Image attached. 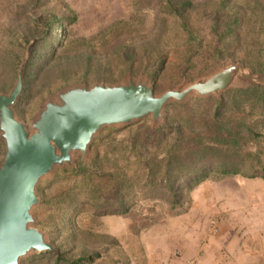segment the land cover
<instances>
[{"label": "rangeland", "instance_id": "obj_1", "mask_svg": "<svg viewBox=\"0 0 264 264\" xmlns=\"http://www.w3.org/2000/svg\"><path fill=\"white\" fill-rule=\"evenodd\" d=\"M214 1L0 0V92L8 93L15 83L26 46H31L27 88L14 110L29 132V123L47 97L71 85L117 83L128 75L135 79L144 75L155 94H161L189 84L224 63L238 62L229 53L214 54L217 36L209 33ZM175 9L182 10L181 18L187 17L193 34L186 35L180 20L169 15ZM49 15L61 24L53 29L55 38L52 33L44 36L42 21ZM73 15L76 20L71 22ZM159 59L165 60L160 70ZM246 86L235 79L231 88ZM189 98L184 106L170 102L165 115L184 121L201 108L198 118L212 109V101L199 108L197 97ZM147 126L151 127L149 118L125 127H103L91 142L87 159L78 154L73 166L55 168L38 182L39 202L32 209L35 226L46 234L53 253L60 254L59 264L93 253L100 256L91 264H216L215 255L221 259L217 264H241L229 247L246 252L244 264L259 263L249 252H264L263 228L256 221L259 212L252 211L261 208L246 199L243 185L262 178L210 176L191 189L183 180L176 204L144 192L145 182L132 181L135 195L126 198L129 208L121 210L117 190L120 168L127 163L124 150L129 134L141 135ZM260 130L246 149L259 150L264 157V118ZM4 152L2 141L0 163ZM38 256L28 255L20 264H54L55 256Z\"/></svg>", "mask_w": 264, "mask_h": 264}, {"label": "water", "instance_id": "obj_2", "mask_svg": "<svg viewBox=\"0 0 264 264\" xmlns=\"http://www.w3.org/2000/svg\"><path fill=\"white\" fill-rule=\"evenodd\" d=\"M29 53L26 46L15 83L8 93L0 92V139L5 150L0 163V264H20L28 255L55 252L46 234L35 226L36 186L55 168L73 166L78 154L87 159L89 146L103 127H125L145 118L157 127L164 122L170 102L182 103L191 96L218 97L235 79L264 85V77L240 62L224 63L208 75L161 94H155L144 75L137 79L128 75L117 83L75 84L47 97L29 123V132L14 110L23 92Z\"/></svg>", "mask_w": 264, "mask_h": 264}, {"label": "trees", "instance_id": "obj_3", "mask_svg": "<svg viewBox=\"0 0 264 264\" xmlns=\"http://www.w3.org/2000/svg\"><path fill=\"white\" fill-rule=\"evenodd\" d=\"M213 4L216 7L209 18V33L217 36L214 54L221 56L229 53L234 56L232 59L264 76V0H216ZM190 5V2L186 3V6ZM184 6L182 4L181 9ZM173 12L169 15L180 20L184 33L193 34L194 27L189 25L187 17L181 18L182 10L175 9ZM75 20V15L70 17L71 22ZM42 23L45 26L44 36L52 33L55 38L54 27H61L58 19L49 15ZM57 37L59 33L56 34ZM30 48L31 46V51ZM164 62V59L158 60V70L164 68ZM27 63L28 60L25 67ZM25 67L23 92L27 88ZM206 97L195 99L199 101V108L212 101V109L203 117L198 118L202 108L194 115L186 116L184 121L174 119L167 112L164 122H160L157 127L147 126L141 135L135 132L129 134L127 150L122 149L127 163L122 165L119 178L117 177L120 182L117 190L119 206L123 212L129 208L125 204L126 198L135 195L132 181L145 182L144 192H155L176 204L183 180L189 182L187 188L191 189L210 176L221 179L241 175L264 179V157L259 150L246 149L251 138L257 139L261 135L264 85L234 89L230 87L218 97ZM186 101L175 104L184 106ZM184 127L189 129V134L184 131ZM0 142L2 143L1 139ZM95 162L96 160L91 163ZM154 183L162 186L160 190L156 189L157 184ZM45 254L55 256L54 264L62 262L58 252L44 253L38 258ZM99 256V253L82 255L67 260L66 263L91 264Z\"/></svg>", "mask_w": 264, "mask_h": 264}, {"label": "crops", "instance_id": "obj_4", "mask_svg": "<svg viewBox=\"0 0 264 264\" xmlns=\"http://www.w3.org/2000/svg\"><path fill=\"white\" fill-rule=\"evenodd\" d=\"M243 187H244L243 191L245 192V197H246V199H249L248 201H250V203H252V206L257 207L260 204L261 210H258L255 208L252 211L254 214L259 212V215H257L256 221H258L259 225L261 226V228H263L262 230L264 232V179H260V180H256V181H252V182L247 181L244 183ZM255 187H258V188H255ZM243 221H244V219H243ZM228 251L231 252L230 254L232 257L233 256L236 257L238 260L241 261V264H244L242 261L244 259V255L246 253L244 250L237 252L232 247H229ZM213 252H216L215 249L213 250ZM249 253L252 254L255 259H258L259 263H257V264H264V252L258 253V251H257V252H249ZM214 257H215V259H217V263L219 261H221L220 257H218L217 255H215Z\"/></svg>", "mask_w": 264, "mask_h": 264}, {"label": "built area", "instance_id": "obj_5", "mask_svg": "<svg viewBox=\"0 0 264 264\" xmlns=\"http://www.w3.org/2000/svg\"><path fill=\"white\" fill-rule=\"evenodd\" d=\"M211 226L214 229V221L211 222ZM213 231H216V229H214Z\"/></svg>", "mask_w": 264, "mask_h": 264}]
</instances>
